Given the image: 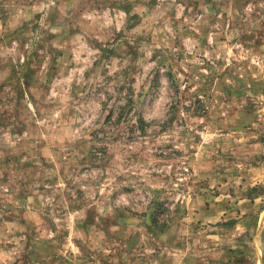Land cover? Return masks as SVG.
Listing matches in <instances>:
<instances>
[{
	"label": "rangeland",
	"instance_id": "obj_1",
	"mask_svg": "<svg viewBox=\"0 0 264 264\" xmlns=\"http://www.w3.org/2000/svg\"><path fill=\"white\" fill-rule=\"evenodd\" d=\"M0 264H264V0H0Z\"/></svg>",
	"mask_w": 264,
	"mask_h": 264
},
{
	"label": "trees",
	"instance_id": "obj_2",
	"mask_svg": "<svg viewBox=\"0 0 264 264\" xmlns=\"http://www.w3.org/2000/svg\"><path fill=\"white\" fill-rule=\"evenodd\" d=\"M172 110H175V107L172 108ZM129 120V116H128V112L126 111L125 108L120 109V114L118 115V118L114 121H108V125L110 127V130H104V143H109V141L112 139V134H110V132L113 129H119L120 125L122 124L123 121H128ZM172 121H168L166 122L171 123ZM149 126V123H147L144 119L139 118L135 121L134 125L129 127L128 129V133L134 135L136 131L140 132V133H146V129ZM165 126V125H164ZM119 134V133H118ZM103 152H105L107 150V147L103 148Z\"/></svg>",
	"mask_w": 264,
	"mask_h": 264
}]
</instances>
